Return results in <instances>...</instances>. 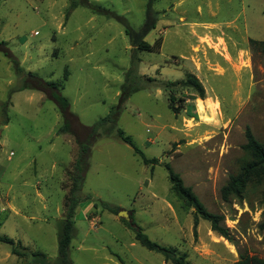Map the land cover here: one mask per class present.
I'll return each mask as SVG.
<instances>
[{
    "label": "rangeland",
    "instance_id": "rangeland-1",
    "mask_svg": "<svg viewBox=\"0 0 264 264\" xmlns=\"http://www.w3.org/2000/svg\"><path fill=\"white\" fill-rule=\"evenodd\" d=\"M90 2L117 12L138 32L150 7L157 21L144 38L154 48L137 49L117 19L81 4L69 10L71 0H0V234L26 247L18 256L0 241V264H43L34 252L57 262L79 142L119 105L134 60L144 88L91 146L72 264H172L140 245L126 221L191 264H231L241 254L264 258V184L251 183L243 198L221 195L248 158L246 128L264 140V0ZM190 74L204 98L181 83ZM25 80L33 87L23 88ZM39 80L63 83L70 102L65 115L50 90L35 87ZM65 121L70 132L60 131ZM117 128L158 158L153 169ZM166 162L210 211L224 215L231 240L204 219L194 228V209L172 190ZM105 204L126 210L128 219Z\"/></svg>",
    "mask_w": 264,
    "mask_h": 264
},
{
    "label": "trees",
    "instance_id": "trees-1",
    "mask_svg": "<svg viewBox=\"0 0 264 264\" xmlns=\"http://www.w3.org/2000/svg\"><path fill=\"white\" fill-rule=\"evenodd\" d=\"M79 4L89 8L92 13L104 15L107 18H114L120 21L125 26L126 34L129 36L132 45L136 46L137 49L150 51L154 48V45L145 40V36L155 28L156 17L152 14L150 7L148 8L147 18L138 32L133 29L127 20L119 15L117 12L108 10L102 5L90 2V0H71L69 10H73ZM10 60L13 62L15 69L18 72H23L19 62L15 57L10 54ZM29 76H34V73L28 72ZM67 78V72L65 73V79ZM185 85L194 87L201 98L205 96V89L200 81L194 75H188L187 79L181 81ZM175 83H169L168 85H174ZM33 85L25 80L23 88H32ZM36 88L46 92L51 91V98H53L59 105L63 115L67 112L70 106V102L67 97H65L61 91L63 89L62 82H48L44 80H39V85ZM144 85L137 72V61H133L131 67L125 72V81L122 85V93L120 97L119 105L116 106L108 115L99 119L92 127L90 131L89 138L86 141L79 142V153L73 164V169L71 171V188L70 194L65 200V216L62 219V227L59 234L58 243V259L57 262L52 264H72L69 258V247L73 238V233L75 229V216L76 209L80 203V195L78 194L84 183L85 174L89 167L90 150L92 144L100 136V129L104 124L116 123L119 116V110L122 104L136 91L143 89ZM169 108L173 112L178 111V107L174 105V97H171L169 103ZM61 132H70V126L67 121L64 122L60 128ZM117 135L126 143L131 145L134 152L140 157L142 162L146 165H151L152 169L154 165L158 163L157 157H148L146 154L134 143V140L130 135H127L121 128H117ZM246 143L243 145L248 158L243 162L239 171L235 174L230 175L228 182L222 187L221 195L224 200H228L230 197L243 198L248 186L251 183L264 184V140L260 141L256 138L255 134L248 126L245 131ZM1 149V143H0ZM165 167L168 171L169 180L172 184V190L185 202L187 206L194 209V228L197 227L199 221L204 219L208 221L211 225V229L228 240H231V235L229 228L225 224V217L222 214L210 211L205 204L201 201L199 196L193 190L191 186L185 184L181 175L176 172L169 162L165 163ZM116 214L118 213V207H111L108 204L104 205ZM126 224L134 232L135 240L148 249L161 254L167 262L172 264H191L186 257L179 253V251L168 245H163L157 241L152 240L143 230L141 226L136 224L135 221L127 222ZM261 227L264 228V221L261 223ZM0 241L11 245V251L13 254L18 256H24L25 252L23 250L26 247L22 244L20 240L16 241L8 235L0 234ZM22 248V251L18 249ZM39 263L48 264L45 255L40 252H34L33 254ZM231 264H264V258L258 257L256 255L241 254L239 259Z\"/></svg>",
    "mask_w": 264,
    "mask_h": 264
},
{
    "label": "water",
    "instance_id": "water-1",
    "mask_svg": "<svg viewBox=\"0 0 264 264\" xmlns=\"http://www.w3.org/2000/svg\"><path fill=\"white\" fill-rule=\"evenodd\" d=\"M118 215L121 216V217H123L124 219H128V213H127L126 210H120L118 212Z\"/></svg>",
    "mask_w": 264,
    "mask_h": 264
},
{
    "label": "bare ground",
    "instance_id": "bare-ground-1",
    "mask_svg": "<svg viewBox=\"0 0 264 264\" xmlns=\"http://www.w3.org/2000/svg\"><path fill=\"white\" fill-rule=\"evenodd\" d=\"M209 106L212 108V111H215L217 107L209 103Z\"/></svg>",
    "mask_w": 264,
    "mask_h": 264
},
{
    "label": "built area",
    "instance_id": "built-area-1",
    "mask_svg": "<svg viewBox=\"0 0 264 264\" xmlns=\"http://www.w3.org/2000/svg\"><path fill=\"white\" fill-rule=\"evenodd\" d=\"M11 154H13V152H11Z\"/></svg>",
    "mask_w": 264,
    "mask_h": 264
}]
</instances>
